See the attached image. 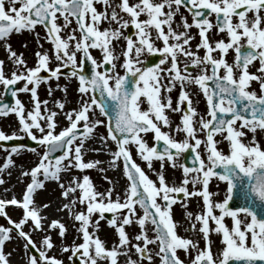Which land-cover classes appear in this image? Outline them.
<instances>
[{
  "label": "snow or ice",
  "instance_id": "1",
  "mask_svg": "<svg viewBox=\"0 0 264 264\" xmlns=\"http://www.w3.org/2000/svg\"><path fill=\"white\" fill-rule=\"evenodd\" d=\"M8 3L10 7L6 10L4 0H0V39L5 41V47L17 70H12L7 75L4 61L0 60V84L8 89L23 81V87H13L11 94L17 97L19 92L30 93L33 106L26 110L21 100L16 98L11 105L0 102V114L14 113L21 130L33 141L43 145L45 150L35 166L22 172V175L31 177L23 198L0 199V215H4L12 226L0 224V264H10L11 253H6L4 246L6 241L13 238V231L24 239V248L29 249V246L36 247L31 234L35 230H43L46 234L40 241L42 248L38 249V256L29 255L27 264H63L61 259L46 253L54 246L51 235L48 234L49 229L58 227L59 235L63 237L66 234L65 225L60 220L53 219L48 228H44L43 221L46 218L40 213L48 205L37 206L34 193L43 188L47 180L60 181L61 173L67 168L85 170L101 164L99 160L85 162L83 159L86 141L95 138L97 126L105 124L104 120L96 116V109H99L101 115L108 117V124L107 135L99 137L102 148L95 150L107 149L109 139L115 142V150L109 149L111 166L116 167L122 158L124 174L129 184L123 200L118 193L113 199L111 188L105 192L96 190L88 175H84L82 180L73 177L67 186L60 184L62 196H72L63 207L69 210L75 221L80 222L78 231L82 233L83 241L70 249L74 255H80L79 264H103L104 261L119 264L118 256L121 254L126 257L123 264H154V256L160 258V264H185L179 257L178 250L190 254L193 249L197 251L191 264H230L233 260L242 264H256L258 260L264 261V146H261L255 135L257 130L264 131V0H135L132 3L130 0H119L118 3H114V0H8ZM17 3L19 7L15 6ZM96 3L102 4L103 10H98ZM182 5L192 13V21L189 23L187 17L181 15L182 23L174 28V18ZM120 13L127 14L129 18L124 19ZM142 14L147 18L140 19ZM213 14L215 24L209 19ZM59 17H63V25L57 23ZM70 17L75 18L79 37L75 34L76 29H72L67 36L61 35L62 29L71 25ZM105 21L109 27L101 30L100 25ZM113 24L117 27H111ZM129 24L136 29L135 40L132 35L123 36L121 31V28H127ZM36 25H42L46 29V39L53 45L54 59L60 62L55 68L49 67L53 57L48 51H37L36 64L29 67L23 54L18 55L7 43L6 38L13 32L33 31ZM193 26L198 29L200 36L196 49H205L203 56L192 50L190 41L193 40V35L190 34V29ZM180 27L183 28L182 31L178 30ZM214 27L217 31H226L228 39L217 40L214 45L210 43L208 33ZM153 30L155 39L162 41V47L156 46L152 38ZM121 37L126 40V48L122 52L123 62L119 65L124 70L123 75L116 71L115 61L118 57L113 45V40ZM90 48L101 50V61L98 62L91 55ZM230 49L235 51L233 63L225 59ZM216 50H219V58L213 56ZM77 52L82 53L80 63H77ZM145 52L161 53L163 59L159 64L142 66L143 62L139 58ZM179 56L189 59V63L183 65V70L179 64ZM85 58L92 65L90 75L82 71ZM169 59L170 67L162 68L161 65ZM257 60L259 75L249 71L252 63ZM104 65L111 66L100 70ZM69 66L71 69L66 75L78 80L77 90L81 101L78 108L64 113L68 125L56 132L57 122L54 118L57 112L48 108L46 100L38 98L37 87L50 78L59 79L62 75L60 69ZM189 66L198 68V73L193 75ZM42 70L48 71L50 76L40 75ZM253 81L258 82L259 93L251 88ZM177 83L180 85V92L176 107L173 108L172 97L168 93ZM191 84L198 85L206 98L207 119L199 116L189 91L185 90ZM57 87L61 86L58 84ZM96 92L99 93V99ZM51 94L52 89L49 87V95ZM145 100L148 106L142 109L141 104ZM185 102L181 124L176 125V131H183L185 136L178 141L169 131H163L162 126L170 127L166 110L181 111V104ZM55 103L59 109L65 108L63 102L57 100ZM245 128L253 133L247 141L246 132L242 130ZM149 131L154 132L156 141L151 146L141 135ZM217 135L228 142L227 153L218 147L220 141L215 139ZM16 136V132L6 134L0 130V141H11ZM160 142H163L162 147H158ZM132 145L152 171H156L152 167L153 160L161 162V171L156 172L158 184L133 160L130 151ZM201 145L207 154L206 160L199 150ZM23 148L24 145L14 144L7 150V158L3 161L0 172L14 165L13 154ZM57 149H61L62 153L53 156ZM185 150L193 153L194 166L181 165V184L170 185L162 171L164 162H171L176 167L175 158ZM31 151L36 149L32 148ZM218 167L222 170L217 171ZM213 177L227 182V195L222 201H214L213 193L209 191V181ZM244 180H247V184H244ZM237 181H240L241 192L249 206L229 205ZM3 182L0 178V183ZM189 183L193 185V191H189ZM198 183L202 184V188L197 190L195 185ZM180 194L184 198L182 206L185 207L187 198L202 196L203 210L195 214V221L200 222L199 230L205 241L202 250L198 249L199 241L177 233L172 206L181 199ZM76 203L86 204V212H73ZM9 205L21 207L22 218L12 220L6 212V206ZM137 205L142 214H137ZM216 209L219 214L214 211ZM120 210L126 212L121 215ZM96 212H99L101 219L105 212L113 214L107 222L110 226H116L119 242L111 248L106 247L104 241L96 235L99 220H92V214ZM241 213L244 214V219H241ZM186 215L191 219L193 213L187 212ZM226 217L231 218V228L225 223ZM134 221L140 226L135 240L142 241L134 245L139 259H132L129 254L130 238L124 227ZM210 221L214 222V228H210ZM148 224L153 227L149 229ZM26 225L29 231L24 230ZM195 227V223L190 225V229ZM210 232L222 234L224 246L217 256L211 250ZM152 243L158 244V251L149 249L148 245ZM63 250L69 251L68 246Z\"/></svg>",
  "mask_w": 264,
  "mask_h": 264
},
{
  "label": "rangeland",
  "instance_id": "2",
  "mask_svg": "<svg viewBox=\"0 0 264 264\" xmlns=\"http://www.w3.org/2000/svg\"><path fill=\"white\" fill-rule=\"evenodd\" d=\"M119 0H114V3H118ZM135 2V0H130V3ZM5 3V9L8 10L10 5L8 3V0H4ZM16 7H19V3L15 5ZM98 10H103V5L100 3H96L95 5ZM119 12V9H117ZM124 19H128V15L125 13H120ZM181 15L186 16L189 23H191V18L186 12V10L182 7H180L179 14L174 18L173 27L176 28L178 24H181L180 17ZM147 17L145 15H141L140 19H146ZM70 20L72 21L69 28L62 29L61 35L67 36V34L72 30L76 29V36L79 37L80 34L77 30V26L75 21L70 17ZM57 23L63 25V17H59L57 20ZM105 27H109L107 21L103 22L100 25L101 30ZM111 27L115 28L117 27L116 24L111 25ZM165 27V31H167V27ZM178 30L182 31L183 28L180 27ZM121 31L123 33V36H127L125 28H121ZM39 34V36L37 35ZM190 34L193 35V40L190 41L191 47L193 51H197L198 54L201 52L200 49H196V45L200 42V36L198 29L193 26L190 29ZM132 38L135 40L136 36L135 34L132 36ZM154 42L157 47H162L163 43L161 40L155 39V31L153 30V37ZM228 38V37H227ZM7 39V43L11 45L12 50H14L18 55L20 53L23 54V58L27 62V66L33 67L36 64V61L38 57L35 55L37 51L44 52L48 51L49 55L53 57L51 60L49 67L55 68L57 63H60L59 61H56L54 59V51H53V45L50 41L46 39V32L45 30L40 26H35V29L33 31L28 30H22L20 33L13 32L10 34V36ZM227 40V39H226ZM172 42V41H170ZM26 45V46H25ZM114 45V51L118 59L115 61L117 63V69L116 71L119 72L121 75L123 73V69L119 66L123 62V56L122 52L126 48V40L123 39V37L119 39L113 40ZM72 47H74V42ZM91 55L99 62L102 60L103 54L99 48H90L89 49ZM233 53V49H230L228 53L225 56V59L231 63V55ZM149 53L145 52L140 56V60L143 62L144 58H147V55ZM220 53H218V56ZM234 57V56H233ZM187 60H189L187 57H184ZM0 60L4 61V71L7 75H10V72L12 70H17V66L15 65V62L12 58H10V54L7 51L5 47V41L2 45H0ZM77 63H80V52H77ZM143 66V65H142ZM48 71L42 70L40 75L47 76ZM250 72H255L250 71ZM221 74H223L221 72ZM238 75V73H237ZM112 83V82H110ZM60 85L61 87H57V85ZM258 84V82H257ZM257 84L255 81L252 82L251 88L256 89ZM19 87H23V81L19 82ZM31 87V85H30ZM49 87L52 89V94L49 95ZM255 87V88H254ZM66 88V91L64 90ZM3 89L4 85L0 84V99L3 98ZM78 81L76 78L73 77H59V79L56 78H50L48 81H42L40 85L37 87V95L38 98L41 101H47L48 102V108L50 110L56 111L57 116L54 118L57 122V127L55 129L56 132H59L63 127L68 125V120L65 118L64 113L66 111H69L73 108H78L79 103L81 101V95L78 92ZM21 100V102L25 105L26 110L31 109L33 106L31 94L28 92H19L17 93V97ZM83 99H88V97H83ZM143 99V98H142ZM57 100L64 103L65 108L59 109L57 104L55 103ZM41 109L43 111V105H41ZM96 116L102 120L104 118L99 113V109H96ZM0 130H3L6 134H11L12 132H16V137L21 138H27L28 136L21 130L18 117L14 113H9L4 116H0ZM103 130V131H102ZM37 135H39V132L34 130ZM246 132V131H244ZM253 133L248 131L247 129V140H250ZM100 136H105L104 127L103 125L97 126V129L95 130V138H89L86 142H92L98 144V148L92 145H89V147H84V156L83 159L85 162L89 160H99L101 161V164L98 167L91 168V169H85V170H78L75 168H67L61 173L60 181L57 180H47L45 181V184L48 186H44L41 189L36 190L34 193V200L36 204L38 203L39 206L47 204L48 206L52 203H57L60 212L63 214V216L58 219L60 222H62L65 225L66 228V234L62 237L59 235V229L58 227L56 229H49L48 234L51 235L52 241H53V248L50 250H47V255L49 256H55L58 259H61L63 261V264H70V257H72L73 253L70 251L71 247L74 244H79L83 241L82 233L78 231L80 222L75 221L73 216L69 214V210L65 209L63 207L64 204L69 203L72 196L65 198L62 196V188L60 187V184L63 183L65 186H67L70 182H72L73 177H78L80 180H82L84 175H88L96 188V190L100 192H105L108 189H113V196L112 198H116V194L118 193L123 200L125 190L128 186V182L125 181L122 174L115 171V167H112V156L111 151L114 150V144L113 141L110 139L108 140V148L104 149L102 151H96L95 149L102 148V145L100 143ZM30 138V137H29ZM260 141L259 143L261 146H264V135H260L257 137ZM218 141L223 142L224 140L219 136L217 138ZM246 140V137H245ZM221 146L223 144H220ZM227 144L225 145V147ZM224 148V146H223ZM7 150H10V148H3L0 147V168L3 167V161L7 158ZM44 152V146L39 145L36 148V151H31V149L23 148L18 153L13 154L12 159L14 160V165L9 166L6 170L0 172V178L3 179V183H0V199H11L12 197H16L17 199L23 198V193L26 189L27 183L30 182L31 177L30 175H22V172L26 170H30L31 167L35 166L36 163L39 162L40 155ZM101 157L104 158V160L101 159ZM100 158V159H99ZM176 162H178V159L176 158ZM154 163V160H153ZM180 164V163H179ZM180 166V165H179ZM103 169V171H101ZM164 174H170L173 178L176 179L179 183L176 184V181L173 184H176V186H179L182 182L180 180V175H183L180 171V168L178 166L171 167L169 170H162ZM107 177L108 179H105ZM40 179H43V176L39 177ZM126 182V183H125ZM188 189L192 190V187L188 186ZM76 195H79V189H77ZM37 200V201H36ZM183 201V200H182ZM187 204L191 207V209L188 211L185 209V206H179L177 210H175V214L172 215L175 217V221L177 222V226L180 229L179 234L182 237L191 238L194 241H199L198 249H203L205 247V241L202 239V233L200 232V222L195 221V214L201 211V208H203V204L199 200H195L194 202L190 203L187 200ZM46 208V207H44ZM42 208V209H44ZM41 209V210H42ZM137 214L139 213V209L136 207ZM78 211H85L86 212V204H80L76 203L74 206L73 212ZM6 212L8 216L11 217L12 220L18 221L20 218H22L23 210L19 206H6ZM126 212V210H120V214L123 215ZM187 212H192L193 216L191 219H189L186 215ZM216 214H219V211L216 212ZM184 218V221L182 220ZM244 216H241V219H244ZM92 220L96 221L99 220V228L96 231V235L99 236L100 239H102L105 243V246L108 248H111L113 244H118L119 242V236L116 231V226H110L108 222L105 219L100 218L99 212L92 214ZM119 223V221H118ZM192 223L196 224L195 229H190V225ZM0 224H3L6 227H12L8 224V220L4 215H0ZM29 224H31V221H29ZM49 225V224H48ZM48 225H45L44 228H48ZM229 228H231L232 223L227 224ZM125 231L127 235L130 238V256L132 259H138L137 253L135 252L134 245L136 243H142L135 240V236L140 231V226L135 221L130 225H125ZM148 228L149 225H147ZM215 224L214 222H210V228H214ZM243 227V225H242ZM25 231H29V227L26 225L24 228ZM89 231H92L91 225L89 226ZM214 237H212L209 234V239L211 241V250L215 249L219 246H224L222 243V234H218L216 232H212ZM32 239L34 242H36V249L42 248L40 241L43 239V236L46 234L43 230H35L32 233ZM12 239L10 241H6L4 246V251L6 253H11L10 257H15L21 264H27L28 256L31 255L28 251V249L24 248V239L22 237H19L15 231L11 233ZM215 244V246H214ZM7 245L11 246V250H7ZM153 244H149V249H152ZM68 246L69 251H64V247ZM214 246V247H213ZM122 252V249H121ZM179 252H182L179 250ZM81 258V257H80ZM140 258V257H139ZM126 257L125 255L121 254L118 256V262L119 264H123ZM157 259L154 257V264H156ZM160 263V259L158 260V264ZM103 264H108V262L104 261ZM146 264V262H145Z\"/></svg>",
  "mask_w": 264,
  "mask_h": 264
},
{
  "label": "flooded vegetation",
  "instance_id": "3",
  "mask_svg": "<svg viewBox=\"0 0 264 264\" xmlns=\"http://www.w3.org/2000/svg\"><path fill=\"white\" fill-rule=\"evenodd\" d=\"M209 19H211L213 21V24H215V14L210 16ZM235 19L236 18L234 17V21H235ZM208 35H209L210 43H213V45H214V42L217 41V40H220V39H225L226 40V39H228L226 31H217V29L215 27L209 31ZM204 53H205V49L201 48V52L199 53V55L203 56ZM218 53H219V50H216L213 53V56L216 57V58H219ZM148 56H149V54L147 55V57ZM158 56H159V62H160V60L163 59V54L160 53V54H158ZM230 59L232 60L231 63H233V61L235 59L234 49H233V53H232ZM178 60H179L180 66H181V70H183V65L185 63H189V60H187L183 56H179ZM159 62L157 64H159ZM161 67L162 68L170 67V59H169V61H166L165 64L161 65ZM258 67H259L258 60L254 61L252 63V65L250 66L249 71H252V70L254 71V69H255V72L259 75L260 73L257 72ZM189 71H191L193 75H196L198 73L199 69L195 68V67H192V66H189ZM209 72H210V66H209ZM255 83L257 84L256 81H255ZM256 89H257V92L259 93V84H257ZM185 90L189 91L191 99L193 101V106L197 108L199 116H203L206 119L209 118L207 116V102H206V98L203 95L202 91L199 89V86L195 85V84L187 85ZM179 92H180V85H179V83H177L176 87H174L172 89V91L170 93H168V95H171V97H172V106H173V108L176 107V104H177V101H178V97H179ZM147 106L148 105H147V102L145 100V102L141 104V108L142 109H146ZM185 107H186V102L181 104V111L172 112L170 110H166L167 115H168V117L170 119V127L169 126H162V130L163 131H169L170 135H172L178 141L182 140L184 138V136H185V133L183 131H179V132L176 131V125L181 124V116H182V113H183V110H184ZM197 127H199V125H197ZM237 127H239V122H237ZM242 130L246 131V141H247V129L245 128V129H242ZM141 135H142L143 139L148 143L149 146H151L152 144L155 143L154 132L149 131L147 133H142ZM198 135L203 136L204 134L203 133H198ZM255 135H256V139L258 140L257 137L260 136V135H264V131L257 130ZM218 137H219V135H217L215 137V139H217ZM191 142L194 143V141H191ZM220 144H223V145L221 146ZM226 144H227V146L225 147ZM223 146H224V148H223ZM218 147L225 153H227L229 151L228 142L226 140H224L223 142L219 143ZM199 150L201 151L202 157H204L205 160H206V155L207 154L203 151V145H201ZM130 151H131V155H132L133 160H135V162L137 164H139L141 166V168L144 169V171L149 175L150 178H152L154 181H157L156 172L161 171V168H160V163L161 162L159 160H157V159H154V163L152 164V167L156 171H152L151 169L148 168L147 162L144 161L140 157V155L137 153L136 147L134 145L130 146ZM173 151H175V150H173ZM192 156H193V153L191 152V150H185V152L182 153L179 157H176L178 159V162H176V164L180 168V171L182 172V174H183V169H182L181 165H187L189 167L194 166V161L192 159ZM119 162H120L119 170H120L121 174L123 175L125 181H127L126 176L124 174V170H123V164H122L121 160H119ZM171 167H172L171 162H168V161L165 160L163 170H165V169L169 170ZM221 170L222 169H220L219 167L217 168V171H221ZM164 175L166 177L167 182L170 185H176L177 183H179L170 174H164ZM192 175H194V173ZM181 180H183V175H180V180L179 181H181ZM175 181H176V184H173ZM157 184H158V181H157ZM244 184H247V180H244ZM188 186L192 187V190L190 189V191L194 190L193 189V185L191 183H189ZM237 186L241 189L240 181H237ZM201 188H202V184L198 183V184L195 185V189L198 190V189H201ZM209 191L213 193L214 201H222L224 198H226V195H227V182L226 181H221L218 178L213 177L209 181ZM180 197H181V199H178L177 202L172 206V215L175 214L174 213L175 210H177V208L179 206H181V204H182V200L184 199L183 195L180 194ZM187 200L190 203L194 202L195 200H199L203 204V199H202V196H200V195H194L192 197L187 198ZM135 207H137L139 209V213L142 214V210L139 208V206L137 205ZM185 209H187L189 211L191 209V207L187 204ZM202 210H203V208H201L200 212H202ZM214 211L217 212L219 210L216 209ZM240 216H244V214L241 213ZM173 220L175 221V217H173ZM182 220L184 221V218ZM210 222H212V221H210ZM225 223L226 224L232 223L231 218L226 217L225 218ZM148 225H149L150 228L153 227L151 224H148ZM179 230L180 229L177 226V233L178 234H179ZM149 235H153V234L149 233ZM210 235L212 237H214L215 234L210 232ZM152 244H153L152 245L153 252L158 251V244L157 243H152ZM214 246H215V244H214ZM222 248H223V246H219V247H216L215 249H213L214 256H217L219 254V252L222 250ZM201 250H202V248H201ZM181 251L182 252H179V250H178L179 257L185 261V264H191V260L195 257L197 250L196 249L191 250L190 254L185 253L183 250H181ZM137 257L139 259V254H137ZM155 258L157 259L156 264H158V260L160 258L159 257H155Z\"/></svg>",
  "mask_w": 264,
  "mask_h": 264
},
{
  "label": "water",
  "instance_id": "4",
  "mask_svg": "<svg viewBox=\"0 0 264 264\" xmlns=\"http://www.w3.org/2000/svg\"><path fill=\"white\" fill-rule=\"evenodd\" d=\"M152 61H154L153 58H151V60L147 63V65H149V63L152 62ZM83 63H84V68L82 70L83 73L84 74H87V75H90L91 74V71H92L91 62L88 61L85 58L84 61H83ZM110 66L111 65H104V66H102V70H103V67H110ZM70 69H71L70 67H68V68H61L60 69V72L62 73V75H66L70 71ZM13 87H17V85H15V86H9L8 89H5L4 90V99L3 100H0V102L6 103V104H10V105L14 103V97L11 94ZM95 95L97 96L98 99L100 98L98 92H96ZM107 124H108V117H107ZM0 144L1 145H4V146H12L14 144H21V145H26V146H29V147H36L38 145L37 142L32 141L31 139L21 140V139H16V138H14L11 141H6V142L5 141H0ZM61 153H62V150L61 149H57V151L55 153H53V156L60 155ZM247 206H249L248 205V202H247ZM257 208H259V204H257ZM104 216H105V214H104ZM73 262L74 263L78 262V259L75 257V259H74ZM256 264H264V261H259L258 260V261H256Z\"/></svg>",
  "mask_w": 264,
  "mask_h": 264
},
{
  "label": "bare ground",
  "instance_id": "5",
  "mask_svg": "<svg viewBox=\"0 0 264 264\" xmlns=\"http://www.w3.org/2000/svg\"><path fill=\"white\" fill-rule=\"evenodd\" d=\"M3 42H4V40L0 39V45H2ZM89 145L95 146L97 148L99 147L98 144L92 143V142H89V143L86 142L85 145H84V147H89ZM101 159L104 160L103 157H101ZM44 186H48V185L45 184ZM36 205L39 206L38 203ZM40 214H41L42 217H45L46 218L43 221L44 226L45 225H48L51 222V220H53V219H60L63 216V214L59 210V207H58V204L57 203H52L49 206H47L46 208L42 209ZM6 248L9 251L11 250V246L10 245H7ZM9 259H10V264H21V262H19L17 260V258H15V257H9Z\"/></svg>",
  "mask_w": 264,
  "mask_h": 264
}]
</instances>
